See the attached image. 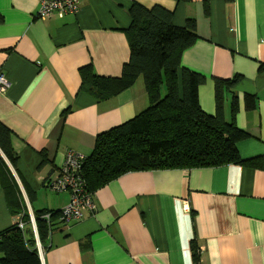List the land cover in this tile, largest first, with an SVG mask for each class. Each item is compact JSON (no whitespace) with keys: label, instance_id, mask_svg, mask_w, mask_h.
Here are the masks:
<instances>
[{"label":"crops","instance_id":"1","mask_svg":"<svg viewBox=\"0 0 264 264\" xmlns=\"http://www.w3.org/2000/svg\"><path fill=\"white\" fill-rule=\"evenodd\" d=\"M133 2L170 9L178 26L195 19L198 38L181 54V65L205 76L199 103L208 114L215 112L213 78L238 76L234 122L247 136L236 148L261 166L119 174L95 189L92 212L68 224L53 219L40 242L41 264H264V0H81L77 12L45 19L36 16L40 0H0V73L9 83L0 91V121L11 132L17 171L4 160L30 218L68 203V191L46 186L68 151L87 157L97 135L148 105L140 77L107 99L80 89L85 66L102 76L120 74L129 57ZM230 102L227 94L226 122ZM19 217L8 207L0 166V232Z\"/></svg>","mask_w":264,"mask_h":264},{"label":"trees","instance_id":"2","mask_svg":"<svg viewBox=\"0 0 264 264\" xmlns=\"http://www.w3.org/2000/svg\"><path fill=\"white\" fill-rule=\"evenodd\" d=\"M131 23L126 30L129 57L118 76H102L91 65L81 68L80 89L98 99H107L131 86L139 77L147 93V107L130 120L97 135L82 171L89 191L127 171L148 168H194L227 163L260 167L255 158L242 159L236 142L247 133L236 127L237 98L233 90L238 81L213 78L215 112L208 114L199 103V87L205 76L181 65V54L198 38L195 19L184 25L172 22L173 12L159 4L145 7L133 2ZM2 16L0 13V21ZM231 94V120L225 121L224 102ZM246 106L254 98L246 97ZM4 157L16 170L18 155L11 144V132L0 121V166L8 207L18 220L0 232V264H41L30 214L19 185ZM17 171V170H16ZM35 196L28 191L29 199ZM49 213V218L45 214ZM38 238L43 243L53 219L60 210L42 209L33 214ZM61 222V221H59ZM193 258L198 251L192 243Z\"/></svg>","mask_w":264,"mask_h":264},{"label":"built area","instance_id":"3","mask_svg":"<svg viewBox=\"0 0 264 264\" xmlns=\"http://www.w3.org/2000/svg\"><path fill=\"white\" fill-rule=\"evenodd\" d=\"M81 5V0H40L36 16L45 19L53 15L63 16L66 13L77 12ZM9 83L5 76L0 73V91L7 89ZM86 157L74 151H68L65 160L60 168L46 179V186L52 192H69L68 203L61 208L59 221L68 224L80 220L86 212H92L96 205L94 202V192L88 190L83 174L82 165ZM49 213L45 214L49 218ZM33 228L36 248L38 254H42V245L39 241L34 217L30 218ZM18 225L23 227V222L19 219Z\"/></svg>","mask_w":264,"mask_h":264},{"label":"rangeland","instance_id":"4","mask_svg":"<svg viewBox=\"0 0 264 264\" xmlns=\"http://www.w3.org/2000/svg\"><path fill=\"white\" fill-rule=\"evenodd\" d=\"M141 78V77H140Z\"/></svg>","mask_w":264,"mask_h":264}]
</instances>
